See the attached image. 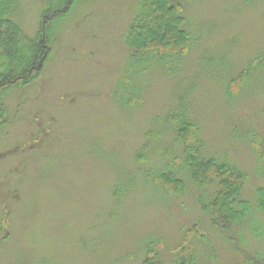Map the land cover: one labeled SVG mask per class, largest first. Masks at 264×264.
I'll return each instance as SVG.
<instances>
[{"label": "rangeland", "instance_id": "1", "mask_svg": "<svg viewBox=\"0 0 264 264\" xmlns=\"http://www.w3.org/2000/svg\"><path fill=\"white\" fill-rule=\"evenodd\" d=\"M178 2L193 45L169 63L174 74L150 57H129L125 36L140 0H77L52 25L43 71L1 93L0 264H142L147 245L173 264L184 236L196 264L264 256V216L229 239L197 205L211 186L198 188L182 172L178 194L154 181L167 155L180 161L173 134L158 139L165 156L135 161L152 119L182 102L203 154L245 171L243 196L253 202L264 185V158L250 145L264 138V0ZM44 5L21 0L14 14L30 38ZM195 226L209 244L187 234Z\"/></svg>", "mask_w": 264, "mask_h": 264}, {"label": "trees", "instance_id": "2", "mask_svg": "<svg viewBox=\"0 0 264 264\" xmlns=\"http://www.w3.org/2000/svg\"><path fill=\"white\" fill-rule=\"evenodd\" d=\"M20 1L0 0V121L5 115L1 93L12 86L29 83L43 71L54 41L52 25L68 13L77 0H45L34 38L28 37L15 19ZM125 44L131 61L150 57L166 74H174L169 69V63H179L193 45L184 29L178 0H140L139 11L131 20ZM258 59L252 60L251 64ZM249 73L250 68L243 70L238 79ZM186 114L180 102L176 112L153 118V126L144 132V141L135 153V161L142 164L152 152L165 156L158 139L162 132L173 134V142L181 144L180 161L175 162V158L169 160L167 155L166 167L155 169L159 172L153 177L154 181L176 194L184 189L182 173L198 188L211 186V196L206 201L201 196L197 197V205L208 215L213 228L226 233L229 239H235V229L247 222L251 224L256 216H264V185L255 188L253 202L245 198V171L227 158L205 156L202 143L196 137L197 126ZM250 145L254 156L262 160L264 138L254 135ZM144 174L149 175L147 169H144ZM187 234H195L203 242L210 243L197 227L187 231ZM186 237L173 249V264H196L194 249ZM237 247L236 251L244 250L239 243ZM145 254L142 264H165L155 246L147 245ZM246 259L253 264H264V256L250 255Z\"/></svg>", "mask_w": 264, "mask_h": 264}]
</instances>
